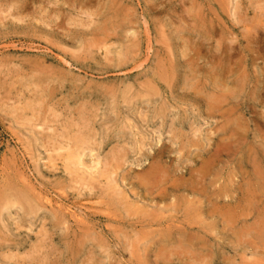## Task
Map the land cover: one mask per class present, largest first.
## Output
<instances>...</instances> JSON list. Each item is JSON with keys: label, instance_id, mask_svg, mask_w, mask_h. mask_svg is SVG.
<instances>
[{"label": "rangeland", "instance_id": "obj_1", "mask_svg": "<svg viewBox=\"0 0 264 264\" xmlns=\"http://www.w3.org/2000/svg\"><path fill=\"white\" fill-rule=\"evenodd\" d=\"M24 1L0 0V264H264V0Z\"/></svg>", "mask_w": 264, "mask_h": 264}, {"label": "bare ground", "instance_id": "obj_2", "mask_svg": "<svg viewBox=\"0 0 264 264\" xmlns=\"http://www.w3.org/2000/svg\"><path fill=\"white\" fill-rule=\"evenodd\" d=\"M15 1H16V0H15ZM23 1H24V0H23ZM10 2H11V1H10ZM24 2H25V1H24ZM115 2H116V1H115ZM2 3H3V2H2ZM12 5H13V4H12ZM19 5H20V4H19ZM112 5H113V4H112ZM4 6H5V5H4ZM109 6H110V4H109ZM113 6H114V5H113ZM116 6H117V5H116ZM116 6H115V7H116ZM115 7H114V8H115ZM16 8H18V7H16ZM19 8H20V7H19ZM14 9H15V8H14ZM22 9H23V8H22ZM3 10H4V9H3ZM10 10H11V9H10ZM18 10H20V9H18ZM105 10H106V9H105ZM111 10H112V9H111ZM119 10H120V9H119ZM0 11H2V9H0ZM11 11H12V10H11ZM108 11H109V9L107 10V12H108ZM113 11H114V10H113ZM13 12H14V11H13ZM17 12H18V11H17ZM110 12H111V11H110ZM114 12H116V11H114ZM18 13H19V12H18ZM111 13H113V12H111ZM122 13L125 14V11L122 12ZM22 14H23V13H22ZM114 14H115V13H114ZM126 14H128V13H126ZM15 15H16V14H15ZM15 15H14V16H15ZM107 15H110V14H107ZM107 15H106V16H107ZM117 15H118V14H116V16H117ZM128 15H129V14H128ZM1 16H2V15H1ZM16 16H17V15H16ZM16 16H15V18H16ZM20 16H21V15H20ZM120 16H121V15H120ZM122 16H124V15H122ZM125 16H127V15H125ZM129 16H130V15H129ZM118 17H119V16H118ZM3 18H4V17H3ZM24 18H25V17H24ZM5 19H6V18H5ZM17 19H18V16H17ZM19 19H20V18H19ZM21 19H23L22 16H21ZM21 19H20V21H21ZM120 19H122V18L120 17ZM112 20H113V19H112ZM117 20H118V19H117ZM115 21H116V20H115ZM115 21H114V22H115ZM129 21H130V20H129ZM21 23H24L23 20H22ZM25 23H26V22H25ZM102 23H103V22H102ZM117 23L120 25L121 22L119 21V22H117ZM92 24H94V23H92ZM95 24H96V22H95ZM103 24H104V23H103ZM107 24H108V23H107ZM113 24L116 25V23H113ZM129 24H130V23H128V25H129ZM100 25H101V24H100ZM100 25H99V28H100ZM108 25H109V24H108ZM123 25H124V24H123ZM28 26H29V25H28ZM110 26H111V25H110ZM129 26H130V25H129ZM102 27H103V26H102ZM114 28H115V27H114ZM122 28H123V27H122ZM130 28H131V26H130ZM106 30L108 31V28H107ZM111 30H112V29H111ZM97 31H98V30H97ZM97 31H95V34H96ZM117 31H118V30H117ZM18 32H19V31H18ZM101 32H102V31H101ZM108 32H109V31H108ZM118 32H119V31H118ZM95 34H94V35H95ZM111 34H112V33H111ZM125 34H126V32H125ZM100 35H101V34H100ZM116 35H117V34H116ZM113 36H114V35H113ZM117 36H118V35H117ZM107 37H108V36H107ZM107 37H106V39H107ZM114 37H115V36H114ZM120 37H121V36H120ZM108 38H109V37H108ZM117 38H118V37H117ZM100 39H101V38H100ZM104 39H105V38H104ZM114 39H115V38H114ZM129 39H130V38H129ZM111 40H112V39H111ZM120 41H121V39H120ZM118 42H119V40H118ZM127 42H128V41H127ZM130 42H131V41H130ZM33 44H34V43H33ZM117 45H118V44H117ZM124 46H126V45H124ZM121 48H122V47H121ZM123 48H125V47H123ZM126 49H127V48H126ZM120 50H121V49H120ZM108 51H109V50H108ZM109 52H110V53H109V55H110V54H111V51H109ZM118 56H120V55H118ZM121 56H123L122 53H121ZM123 57H124V56H123ZM123 57H122V58H123ZM124 58H126V57H124ZM166 62H167V61H166ZM168 63H169V62H168ZM168 63H166V64H168ZM170 63H171V62H170ZM169 65H170V64H169ZM156 66H157V65H156ZM164 66H165V64H164ZM170 66H171V65H170ZM161 67H162V66H161ZM166 68L169 69V67H166ZM171 68H172V69H173V68L175 69V67H173V65L171 66ZM155 69H156V68H155ZM160 69H161V68H160ZM162 69H163V67H162ZM164 69H165V67H164ZM157 70H159V69L157 68ZM163 71H164V70H163ZM167 71H168V70H167ZM176 71H177V65H176ZM159 72H160V71H159ZM170 72L172 73L173 71H170ZM155 73H156V72H155ZM155 73H154V74H155ZM164 73H165V71L163 72V74H164ZM168 73H169V72H168ZM175 73H176V72L174 71V74H175ZM158 75H159V74H158ZM170 76L174 77L173 73L170 74ZM170 76H169L168 80H170ZM154 77H155V76H154ZM165 77H166V76H164L163 78L165 79ZM158 79H159V78H158ZM171 79L173 80V78H171ZM176 79H177V78H176ZM160 80H161V79H160ZM165 80H166V83H167V78H166ZM162 81H163V80H162ZM162 81H161V82H162ZM162 83H163V82H162ZM168 83L170 84V82H168ZM168 83H167V84H168ZM153 84H154V83H153ZM163 85H164V84H163ZM163 87H164V86H163ZM214 88H215V87H214ZM155 89H156V86H155ZM159 90H160V89H159ZM212 90H213V89H212ZM216 90H217V89H216ZM214 91H215V90H214ZM217 91H218V90H217ZM151 92H152V91H151ZM154 92H155V91H154ZM235 92H236V91H235ZM135 93H136V92H135ZM137 93L139 94V92H137ZM137 93H136V94H137ZM143 93H144V92H143ZM143 93H142V95H143ZM133 94H134V93H133ZM152 94H153V93H152ZM154 94H156V93H154ZM127 95H128V94H127ZM129 95H130V94H129ZM129 95H128V96H129ZM145 95H146V93L144 94V97H143V98H145ZM160 95H161V94H160ZM188 95H189V94H188ZM214 95H215V94H214ZM237 95H238V94H237ZM115 96H116V95H115ZM137 96H138V95H137ZM140 96H141V93H140ZM147 96H148V95H147ZM147 96H146V97H147ZM153 96H154V95H153ZM153 96H152V98H153ZM234 96H236V95H234ZM238 96H239V95H238ZM238 96H237V97H238ZM109 97H111V95H109ZM122 97H124V96H122ZM126 97H127V96H126ZM131 97H132V93H131ZM134 97H136V95H134ZM156 97H157V96H156ZM213 97H214V96H213ZM213 97H212V98H213ZM237 97H236V98H237ZM120 98H121V97L119 96L118 99H120ZM139 98H140V97H139ZM232 98H233V97H232ZM106 99H107V98H106ZM116 99H117V98H116ZM121 99H122V98H121ZM123 99H124V98H123ZM145 99H146V98H145ZM163 99H164V98H163ZM225 99H226V98H225ZM234 99H235V98H234ZM112 100H113V98H112ZM164 100H165V99H164ZM236 100H237V99H236ZM107 101H108V99H107ZM119 101H120V100H119ZM124 101H125V100H124ZM132 101H133V100H131V102H132ZM134 101H135V100H134ZM134 101H133V104H134ZM136 101H137V100H136ZM145 101H146V100H145ZM165 101H166V100H165ZM216 101H217V100H216ZM114 102H116V101H114ZM121 102H123V101H121ZM109 103H111V102H109ZM109 103H108V104H109ZM118 103H119V102H118ZM137 103H138V102H137ZM137 103H136V104H137ZM139 103H140V102H139ZM141 103H142V102H141ZM141 103H140V104H141ZM111 104H112V103H111ZM126 104L128 105V101H127ZM130 104H131V103H129V105H130ZM142 104H143V103H142ZM148 104H150V103L148 102ZM227 104H228V103H227ZM239 104H240V103H239ZM239 104H238V105H239ZM123 105H124V104H123ZM166 105H167V104H166ZM168 105H169V104H168ZM225 105H226V104H225ZM124 106H126V105H124ZM130 106H131V105H130ZM158 106H159V105H158ZM158 106H157V107H158ZM226 106H227V105H226ZM110 107H111V106H110ZM112 107H113V106H112ZM118 107H119V106H118ZM126 107H127V106H126ZM132 107H133V105H132ZM159 107H160V106H159ZM168 107H169V106H168ZM114 108H115V107H114ZM130 108H131V107H130ZM155 108H156V107H155ZM166 108H167V107H166ZM222 108H223V107H222ZM226 108H227V107H226ZM228 108H230V107H228ZM235 108H236V107H235ZM118 109H119V108H118ZM121 109H122V107H121ZM162 109H163V108H162ZM172 109H173V108H172ZM218 109H219V108H218ZM160 110H161V109H160ZM225 110H226V109H225ZM111 111H113V110H111ZM134 111H135V108H134ZM163 111H164V110H163ZM163 111H162V112H163ZM169 111H170V110H169ZM219 111H221V110H219ZM233 111H234V110H233ZM113 112H115V111H113ZM116 112H118V110H116ZM116 112H115V113H116ZM153 112H154V111H153ZM173 112H174V111H173ZM235 112H237V111H235ZM235 112H234V113H235ZM227 113H229V112L227 111ZM184 114H185V113H184ZM117 115H118V114H117ZM119 115H120V117H121V114H119ZM140 115H142V114H140ZM150 115H151V114H150ZM154 115H155V114H154ZM120 117H119V118H120ZM135 117H136V116H135ZM141 117L143 118V116H141ZM141 117H140V118H141ZM151 117H152V115H151ZM155 117H156V115H155ZM155 117H154V119H155ZM159 117H160V116H159ZM217 117H218V116H217ZM220 117H221V116H220ZM222 117H224V116L222 115ZM227 117H228V116H227ZM140 118H139V119H140ZM144 118H147V116L144 117ZM229 118H230V116H229ZM94 119H95V117H94ZM97 119H98V118H97ZM97 119H96V120H97ZM133 119H134V118H133ZM139 119H138V117H137V120H138V121H140ZM154 119H153V120H154ZM106 120H107V119H106ZM121 120H123V119H121ZM124 120H125V119H124ZM145 120H146V119H145ZM148 120H149V119H148ZM156 120H157V119H156ZM158 120H159V119H158ZM223 120L226 121L225 119H223ZM117 121H118V120H117ZM128 121H129V120H128ZM135 121H136V119H135ZM143 121H144V119H143ZM163 121H164V120H163ZM86 122H87V121H86ZM89 122H90V121H89ZM105 122H106V121H105ZM105 122H104V123H105ZM115 122H116V121H115ZM124 122H125V121H124ZM144 122H145V121H144ZM90 123H91V122H90ZM117 123H118V122H117ZM125 123H126V122H125ZM134 123H135V122H134ZM137 123H138V122H137ZM141 123H142V122H141ZM141 123H140V124H141ZM147 123H148V122H147ZM105 124H106V123H105ZM115 124H116V123H115ZM123 124H124V123H123ZM132 124H133V123H132ZM132 124H131V125H132ZM152 124H153V123H152ZM73 125H74V124H73ZM85 125H86V128H87V124H85ZM110 125H111V124H110ZM126 125H127V123L125 124V126H126ZM134 125H135V124H133V126H134ZM141 125H142V124H141ZM153 125H154V124H153ZM217 125H218V123H217ZM220 125H221V124H220ZM88 126H90V124H89ZM103 126H104V125H103ZM121 126H122V125H121ZM145 126H146V125H145ZM78 127H79V126H78ZM84 127H85V126H84ZM91 127H92V126H91ZM93 127H94V126H93ZM93 127H92V130H93ZM114 127H115V126H114ZM123 127H124V126H123ZM142 127H144V126H142ZM146 127H147V126H146ZM100 128H101V127H100ZM112 128H113V127H112ZM115 128H117V125H116ZM124 128H125V127H124ZM126 128H127V127H126ZM126 128H125V129H126ZM128 128H129V127H128ZM136 128H137V125H136ZM144 128H145V127H144ZM226 128H227V127H226ZM79 129H80V127H79ZM81 129H82V128H81ZM87 129H89V127H88ZM102 129H103V128H102ZM109 129H110V128H109ZM141 129H142V128H141ZM141 129H139V130L141 131ZM224 129H225V128H224ZM117 130H119V128H117ZM117 130H116V132H117ZM132 130H133V128H132ZM132 130H131V131H132ZM137 130H138V129H137ZM175 130H176V129H175ZM77 131H79V133H80V130L77 129ZM77 131H76V132H77ZM95 131H96V129H95ZM108 131H109V130H108ZM108 131L106 130V132H108ZM125 131H127V130H125ZM125 131H124V132H125ZM129 131H130V130H129ZM135 131H136V130H135ZM144 131H145V130H144ZM180 131H181V130H179V133H180ZM81 132H82V130H81ZM90 132H91V131H90ZM90 132H89V133H90ZM92 132L95 133L94 131H92ZM120 132H122V131L120 130ZM127 132H128V131H127ZM132 132H133V131H132ZM176 132H177V131H176ZM196 132H197V131H196ZM79 133H78V134H79ZM86 133H87V131L85 132V134H86ZM111 133H112V131H111ZM113 133H114V132H113ZM122 133H123V132H122ZM122 133H121V134H122ZM138 133H139V132H138ZM145 133H147V132H145ZM145 133H144V134H145ZM78 134H77V135H78ZM95 134H96V133H95ZM109 134H110V133H109ZM116 134H120V133H116ZM126 134H128V133H126ZM147 134H148V133H147ZM172 134H173V133H171V135H170L171 137H172ZM182 134H184V133H182ZM185 134H186V133H185ZM185 134H184V135H185ZM80 135H81V133H80ZM82 135H84V134H82ZM88 135H90V134H88ZM97 135H99V134H97ZM124 135H125V134H124ZM134 135H135V134H134ZM86 136H87V134H86ZM86 136H83V137H86ZM114 136H115V135H114ZM114 136H113V137H114ZM130 136H131V135H130ZM136 136H137V135H136ZM138 136H139V134H138ZM173 136H174V135H173ZM186 136H187V135H186ZM90 137H91V136H90ZM92 137H94V136L92 135ZM111 137H112V136H111ZM111 137H110V138H111ZM113 137H112V138H113ZM122 137H123V135H122ZM126 137H128V136L126 135ZM147 137H148V136H147ZM147 137H146V138H147ZM175 137H177V136H175ZM81 138H82V137H81ZM86 138H88V136H87ZM110 138L107 137V139H110ZM119 138H120V135L118 136V138H117V136H116V139H117V140H119ZM130 138H131V137H130ZM141 138H142V137H141ZM150 138H151V137H150ZM160 138H161V137H160ZM177 138H178V137H177ZM192 138H193V137H192ZM82 139H83V138H82ZM82 139H81V140H82ZM90 139L92 140V138H90ZM93 139H94V138H93ZM95 139H96V138H95ZM113 139H115V138H113ZM123 139H124V137H123ZM156 139H157V138H156ZM158 139H159V138H158ZM158 139H157V140H158ZM171 139H172V138H171ZM126 140H127V139H126ZM138 140H139V139H138ZM144 140H145V139H144ZM159 140H160V139H159ZM172 140H173V139H172ZM181 140H182V139H181ZM192 140H193V139H192ZM78 141H79V140H78ZM95 141H96V140H95ZM111 141H112V140H111ZM115 141H116V140H115ZM119 141H120V140H119ZM121 141H122V138H121ZM142 141H143V140H142ZM148 141H149V140H148ZM148 141L146 140V142H148ZM154 141H155V140H154ZM174 141H176V140H174ZM82 142H83V140H82ZM88 142H89V141H88ZM124 142H126V141L124 140ZM133 142H134V141H133ZM138 142H139V141H138ZM162 142H163V141H162ZM176 142H177V141H176ZM176 142H175V143H176ZM79 143H80V141L78 142V144H79ZM92 143H93V144L95 143L94 140L91 141L90 144H92ZM150 143H151V142H150ZM86 144H87V143H86ZM86 144H85V145H86ZM90 144H89V146H88V145H87V146H88L89 148L92 147V148L94 149L95 146H94V145L90 146ZM105 144H106V143H105ZM119 144H120V143H119ZM136 144H137V143H136ZM140 144H142V143H140ZM147 144H148V143H147ZM152 144H153V140H152ZM156 144H157V145H156ZM160 144H161L160 142H159V143H155V145L158 146V147L160 146ZM186 144H187V143H186ZM79 145H80V144H79ZM101 145H102V144H101ZM165 145H166V144H165ZM196 145H197V144H195V147H196ZM80 146H81V145H80ZM80 146H79V147H80ZM82 146H84V145H82ZM93 146H94V147H93ZM104 146H105V145H104ZM136 146H137V145H136ZM143 146H144V145H143ZM149 146H150V145H149ZM199 146H200V145H199ZM79 147H78V148H79ZM114 147H115V146H114ZM117 147H118V146H117ZM133 147H135V146H133ZM161 147H162V146H161ZM202 147H204V146L202 145L201 148H202ZM254 147H255V146H254ZM256 147L259 148L258 145H257ZM261 147H263V146H261ZM78 148H76V149H77V150H81V149H78ZM80 148H81V147H80ZM82 148H83V147H82ZM84 148H85V147H84ZM89 148H88V149H89ZM136 148H137V147H136ZM143 148H144V147H143ZM147 148H148V147H147ZM165 148H166V147H165ZM263 148H264V147H263ZM70 149H71V148H70ZM70 149H69L68 154H70L72 151H74V150H72V149H71V151H70ZM76 149H75V150H76ZM86 149H87V147H86ZM93 149H92V150H93ZM102 149H103V148H102ZM116 149H117V148H116ZM118 149H120L119 152L121 153V152H122V151H121V148L118 147ZM126 149H127V148H126ZM140 149H141V148H140ZM149 149H150V148H149ZM154 149H155V148H154ZM157 149H158V148H157ZM192 149H193V148H192ZM128 150H129V149H128ZM134 150H135V149H134ZM138 150H139V149H138ZM144 150H146V149H144ZM184 150H185V148H184ZM201 150H202V149H201ZM85 151H86V150H85ZM113 151H114V150H113ZM113 151H112V152H113ZM136 151H137V150H135V152H136ZM165 151H166V150H165ZM169 151H170V150H169ZM259 151H260V149H259ZM259 151H258V152H259ZM74 152H75V151H74ZM74 152H73V153H74ZM89 152H90V151H89ZM114 152L116 153L117 151H114ZM127 152H129V151H127ZM133 152H134V151H133ZM133 152H131V153H133ZM137 152H138V151H137ZM150 152H151V151H150ZM150 152H149V154H150ZM183 152H185V151H183ZM255 152H256V154H257V151H254V153H255ZM262 152H263V151H262ZM77 153H79V151L76 152V154H75V153L72 154V156H74V155L77 156V155H78ZM82 153H83V151H82ZM82 153H81V155H84V154H82ZM84 153H85V152H84ZM90 153H91V152H90ZM117 153H118V152H117ZM123 153H124V152H123ZM142 153H143V152H142ZM145 153H147V152H145ZM145 153H144V154H145ZM173 153H174V152H173ZM254 153H253V155H256V154H254ZM92 154H93V153H92ZM126 154H127V153H126ZM126 154H125V155H126ZM128 154H129V153H128ZM128 154H127L126 156H128ZM133 154H134V153H133ZM133 154H132V155H133ZM138 154H139V153H138ZM140 154H141V153H140ZM144 154H142V155H144ZM157 154H158V153H157ZM183 154H184V153H183ZM246 154H247V153H246ZM260 154H261V153L259 152V155H260ZM70 155H71V154H70ZM81 155H80V156H81ZM134 155H135V154H134ZM145 155H146V154H145ZM166 155H168V154H166ZM72 156H71V157H72ZM76 156H75L74 158H73V157H72V158H73V159L77 158V160H78V164L81 163V162H79V161H81L80 158H79V157H76ZM118 156H119V155H118ZM148 156H150V155H148ZM158 156H159V154H158ZM185 156H186V155H185ZM196 156H197V155H196ZM251 156H252V155H251ZM260 156L262 157V154H261ZM85 157H86V156H85ZM115 157H117V156L115 155ZM120 157H121V156H120ZM122 157H123V156H122ZM129 157H130V154H129ZM166 157H167V156H166ZM244 157H248V156L246 155V156H244ZM255 157H256V156H255ZM255 157H254V158L252 157V158L255 159ZM78 158H79V159H78ZM86 158H87V157H86ZM108 158H109V157H108ZM113 158H114V157H113ZM137 158H138V157H137ZM145 158H146V157H145ZM145 158H144V159H145ZM248 158H249V157H248ZM256 158H258V156H257ZM83 159H84V158H83ZM124 159H125V158H123V160H124ZM147 159H148V158H147ZM202 159H203V158H202ZM206 159H207V158H205V161H206ZM258 159H260V158H258ZM258 159L255 160V161H259ZM263 159H264V157H263ZM68 160H69V159H68ZM84 160H86V159H84ZM127 160H128V159H127ZM153 160H154V159H153ZM153 160H152V161H153ZM213 160H214V159H213ZM243 160H244V158H243ZM66 161H67V160H66ZM98 161H100V160H98ZM142 161H143V160H142ZM150 161H151V160H150ZM202 161H203V160H202ZM208 161H209V160H208ZM208 161H206V162H208ZM245 161H246V160H245ZM249 161H251V160H249ZM263 161H264V160H263ZM82 162H83V161H82ZM84 162H85V161H84ZM84 162H83V163H84ZM117 162H118V161H117ZM134 162H135V161H134ZM165 162H166V161H165ZM165 162H164V163H165ZM209 162H210V161H209ZM259 162H260V161H259ZM67 163H68V162H67ZM72 163H73V162H72ZM72 163H71V164H72ZM111 163H112V162H111ZM115 163H116V162H115ZM140 163H141V162H140ZM149 163H150V162H149ZM158 163H159V162H158ZM210 163H211V162H210ZM247 163H249V162L247 161ZM252 163H253V162H252ZM252 163H251V164H252ZM74 164L78 165L77 163H74ZM95 164H99V165H100V162H99V163H95ZM119 164H120V163H119ZM136 164H137V163H136ZM146 164H147V163H146ZM203 164H204V162H203ZM255 164H256V163H255ZM255 164H254V166L252 165L254 168H256V167H255ZM257 164H258V163H257ZM257 164H256V165H257ZM69 165H70V164H69ZM90 165L93 166L94 164H89V167H90ZM116 165H118V163H116ZM139 165H140V164H139ZM150 165H152V164H150ZM163 165H164V164H163ZM240 165H241V164H240ZM245 165H246V164H245ZM71 166H72V165H71ZM81 166H82V164H81ZM85 166H86V165H85ZM114 166H115V165H114ZM120 166H121V165H120ZM148 166H149V165H148ZM200 166H201V165H200ZM206 166L208 167V165H206ZM249 166H250V165H249ZM249 166L247 165L246 167H249ZM68 167H70V166H68ZM89 167H88V168H89ZM95 167H96V165H95ZM102 167H103V165H102ZM102 167H101V168H102ZM106 167H108V166H106ZM176 167H177V166H176ZM183 167H186V166H183ZM203 167H204V166H203ZM209 167H210V166H209ZM209 167H208V168H209ZM240 167H241V166H240ZM253 167H251V168L253 169ZM258 167H259V166H258ZM75 168H77V166H75ZM90 168H91V167H90ZM90 168H89V169H90ZM114 168H115V167H114ZM117 168H118V166H117ZM141 168H142V167H141ZM146 168H147V167H146ZM149 168H151V167H149ZM205 168H206V167H205ZM205 168H204V169H205ZM85 169H86V168H85ZM85 169H84V170H85ZM147 169H148V168H147ZM165 169H168V168H165ZM165 169H163V171H164ZM246 169H247V168H246ZM248 169H249V168H248ZM258 169H259V168H258ZM70 170H72V168H71ZM75 170H77V169H75ZM82 170H83V167H82ZM87 170H88V169H87ZM87 170H85L84 178H85V175L88 174V173H86ZM90 170H91V169H90ZM92 170L94 171L93 168H92ZM92 170H91V171H92ZM197 170H198V168H197ZM243 170H245V169L243 168ZM254 170H255V169H254ZM259 170H260V169H259ZM93 171H92V172H93ZM111 171H112V170H111ZM175 171H176V170H175ZM177 171H178V168H177ZM204 171H205V170H204ZM204 171H203V172H204ZM207 171H208V170H207ZM211 171H212V170H211ZM66 172H67V169H66ZM76 172H77V171H76ZM94 172H95V171H94ZM141 172H142V171H141ZM143 172H145V171H143ZM150 172H151V171H150ZM170 172H172V171H170ZM193 172H194V170H193ZM251 172H252V171H251ZM253 172H254V171H253ZM67 173H70V174H71V172H67ZM106 173H107V172H106ZM164 173H165V172H164ZM175 173H176V172H175ZM194 173H196V172H194ZM197 173H198V172H197ZM199 173H200V172H199ZM199 173H198V174H199ZM209 173H210V172H209ZM241 173H242V172H241ZM243 173H244V172H243ZM256 173H257V172H256ZM70 174H69V175H70ZM72 174H73V172H72ZM77 174H78V172H77ZM77 174H76L75 176H77ZM82 174H83V173H82ZM92 174H94V173H92ZM92 174H91V175H92ZM96 174H97V173H96ZM107 174H108V173H107ZM116 174H117V173H116ZM116 174H114V175H116ZM137 174H139V173H137ZM140 174H141V173H140ZM142 174L145 175L144 173H142ZM148 174H149V172H148ZM167 174H168V172H167ZM171 174H172V173H171ZM173 174H174V173H173ZM248 174H249V172H248ZM91 175H90V179H91ZM94 175H95V174H94ZM117 175H118V174H117ZM189 175H190V174H189ZM200 175H201V174H200ZM250 175H251V173H250ZM101 176H103V175H101ZM146 176H147V175H146ZM162 176H163V175H162ZM243 176H244V174H243ZM245 176H246V175H245ZM254 176H255V175H254ZM77 177H78V176H77ZM92 177H93V176H92ZM115 177H116V176H115ZM115 177H114V178H115ZM150 177H151V176H150ZM150 177H149V179H151ZM172 177H173V176H172ZM247 177H248V176H247ZM247 177H246L245 179H247ZM86 178H87V177H86ZM86 178H85V179H86ZM88 178H89V177H88ZM93 178H95V176H94ZM107 178H108V177H107ZM107 178H106V179H107ZM156 178H157V177H156ZM156 178H155V179H156ZM166 178H167V177H166ZM189 178H190V177H189ZM74 179H75V178H74ZM77 179H78V178H77ZM82 179H83V178H82ZM85 179H83L82 181H85ZM97 179H98L97 181H99V180L102 179V178H100V179L97 178ZM109 179H110V178H109ZM115 179H116V178H115ZM195 179H197V178H195ZM245 179H244V180H245ZM250 179H251V178H248V180H250ZM102 180H103V179H102ZM136 180H137V178H136ZM140 180H141V179H140ZM152 180H153V179H152ZM166 180H167V179H166ZM175 180H176V179H175ZM181 180H182V179H181ZM207 180H208V179H207ZM78 181H80V180H78ZM95 181H96V180H95ZM105 181H106V182H109L110 180L108 181V179H107V180H105ZM116 181H117V179H116ZM123 181H124V180H123ZM99 182H100V181H99ZM99 182H98V183H99ZM101 182H102V181H101ZM101 182H100V183H101ZM141 182H142V183H140V184H141L142 186H147V185H148V184L145 185V183H144L143 181H141ZM147 182H148V181H147ZM245 182H246V181H245ZM98 183H97V184H98ZM148 183H149V182H148ZM159 183H160V182H159ZM159 183H158V185L161 184V183H160V184H159ZM191 183H192V182H190V184H191ZM193 183H194V182H193ZM207 183H208V182H207ZM207 183H205V185H206ZM253 183H255V179H254ZM111 184H112V183H111ZM188 184H189V183H188ZM197 184H198V183H197ZM210 184H211V183H210ZM225 184H226V182L223 184V186H224ZM247 184H248V183H247ZM250 184H251V183H250ZM255 184H256V183H255ZM91 185H92V186H91ZM91 185H90V186L93 188V185H94V184H91ZM107 185H108V184H107ZM162 185H164V184H162ZM168 185H169V184H168ZM191 185H192V184H191ZM191 185H190V186H191ZM193 185H194V184H193ZM199 185H200V184H199ZM221 185H222V184H221ZM87 186H89V183H87ZM95 186H96V185H95ZM99 186H100V185H99ZM112 186H113V185H112ZM142 186H141V187H142ZM149 186H150V185H149ZM155 186H156V185H155ZM227 186H228V185H227ZM231 186H232V185H231ZM231 186L229 185L228 187H231ZM247 186H249V185H247ZM104 187H105V186H104ZM168 187H170V186H168ZM171 187H172V186H171ZM220 187H221V186H220ZM249 187H251V185H250ZM249 187H248V188H249ZM252 187H253V186H252ZM252 187H251V188H252ZM94 188H95V187H94ZM94 188H93V189H94ZM100 188H101V186H100ZM110 188H111V187H109V189H110ZM147 188H148V187H147ZM175 188H176V187H175ZM188 188H190V187H188ZM225 188H226V187H225ZM234 188H235V187H234ZM246 188H247V187H246ZM248 188H247V189H248ZM251 188H249V190H250ZM253 188H254V187H253ZM256 188H257V185H256ZM90 189H91V188H90ZM95 189H96V188H95ZM155 189H156V187H155ZM169 189H170V188H169ZM177 189L179 190L178 187H177ZM194 189H195V188H194ZM221 189H222V188H221ZM232 189H233V188H232ZM232 189H231V190H232ZM247 189H246V190H247ZM91 190H92V189H91ZM96 190H97V189H96ZM99 190H100V189H99ZM99 190L96 191V192H99ZM106 190H107V188H106ZM111 190H113V189H110V191H111ZM142 190H143V188H142ZM152 190H153V192H154V189H152ZM160 190H161V189H160ZM166 190H167V189H166ZM178 190H177V192H178ZM183 190H186V189H183ZM188 190L190 191V189H188ZM191 190H192V189H191ZM202 190H203V189H202ZM226 190H229V188L226 189ZM226 190H225V191H226ZM233 190H234V189H233ZM241 190H242V189H241ZM94 191H95V190H92L91 192L93 193ZM101 191H104V192H105V190H100V192H101ZM113 191H114V190H113ZM146 191H147V190H146ZM155 191H156V190H155ZM163 191H164V190H163ZM203 191L205 192V189H204ZM223 191H224V190H223ZM225 191H224V193H225ZM252 191H253V189H252ZM115 192H117V191H116V188H115ZM156 192L159 193V191H156ZM168 192H170V191H168ZM190 192H192V191H190ZM193 192H194V191H193ZM233 192H234V191H233ZM233 192L230 193V194H233ZM106 193H107V192H106ZM108 193H109V190H108ZM108 193H107V195H108ZM220 193H221V192H220ZM222 193H223V192H222ZM222 193H221V197H222ZM227 193H229V192H227ZM249 193H250V192H249ZM28 194H29V193H28ZM110 194H111V193H110ZM120 194H121V191H120ZM152 194H153V193H152ZM182 194H184V193L182 192ZM217 194H218V193H217ZM236 194H237V193H236ZM241 194H242V192H241ZM253 194H254V192H253ZM257 194H258V193H257ZM29 195H30V194H29ZM89 195H90V194H89ZM96 195H97V194H96ZM98 195H101V196H102L101 193H99ZM98 195H97V198L99 199L100 197H98ZM111 195H113V193H112ZM111 195H110V196H111ZM136 195H137V194H136ZM148 195H149V194H148ZM171 195H172V194H171ZM179 195H180V194H179ZM30 196H31V195H30ZM87 196H88V195H87ZM94 196H95V194H94ZM123 196H124V195H123ZM125 196H126V195H125ZM146 196H147V195H146ZM150 196H151V195H150ZM161 196H162V195H161ZM175 196H176V195H175ZM184 196H185V195H184ZM229 196L232 197V195H229ZM247 196H248V194H247ZM25 197H26V196H25ZM102 197H103V196H102ZM116 197H118V196H116ZM116 197H115V198H116ZM147 197H149V196H147ZM147 197H146V198H147ZM157 197H158V199H159V196H157ZM172 197H173V195H172ZM221 197H220V198H221ZM238 197H239V196H238ZM252 197H253V196H252ZM103 198H104V197H103ZM103 198H102V199H103ZM112 198H113V196H112ZM120 198H121V197H120ZM120 198H119V199H120ZM125 198H126V197H125ZM127 198H128V197H127ZM127 198H126V199H127ZM153 198H155V197H153ZM160 198H161V197H160ZM165 198H166V197H165ZM175 198H177V197H175ZM178 198H179V197H178ZM216 198H217V197H216ZM232 198H233V197H232ZM256 198H257V197H256ZM102 199H100V200H102ZM105 199H108V198H105ZM109 199H110V198H109ZM113 199H114V198H113ZM119 199H117V201H118ZM121 199H122V198H121ZM137 199H138V198H137ZM163 199H164V198H163ZM179 199H180V198H179ZM187 199H188V198H187ZM227 199H228V198H227ZM248 199H249V198H248ZM31 200H32V199H30V202H31ZM96 200H97V199H96ZM111 200H112V199H111ZM114 200H116V199H114ZM127 200H128V199H127ZM127 200H126V201H127ZM161 200H162V199H161ZM189 200H190V199H189ZM222 200H223V199H222ZM224 200H225V199H224ZM235 200H236V199H235ZM258 200H259V199H258ZM261 200H262V199H261ZM15 201H16V200H15ZM47 201H48V200H47ZM98 201H99V200H98ZM120 201H122V200H120ZM218 201H219V200H218ZM248 201H249V200H248ZM259 201H260V200H259ZM13 202H14V201H13ZM18 202H21V201H18ZM18 202H17V203H18ZM114 202H116V201H114ZM239 202H240V201H239ZM11 203H12V201H11ZM17 203L14 202V203H12V204H14V205L16 204V206H17ZM21 203H22V202H21ZM25 203H26V202L24 201L23 204H25ZM112 203H113V201H112ZM122 203H123V202H122ZM128 203H130V202H128ZM232 203H233V202H232ZM235 203H236V202H235ZM19 204H20V203H19ZM124 204H125V203H124ZM130 204H131V203H130ZM226 204H227V203H226ZM226 204H225V205H226ZM10 205H11V204H10V202H9V204H8L7 206H10ZM34 205H35V204H34ZM105 205H106V204H105ZM111 205H112V204H111ZM113 205H114V204H113ZM113 205H112V206H113ZM117 205H118V204H117ZM120 205H122V204H120ZM120 205H119V206H120ZM214 205H215V204H214ZM217 205H218V204H217ZM230 205H231V203H230ZM237 205H239V204H237ZM237 205H236V206H237ZM261 205H262V204H261ZM7 206H6V207H7ZM24 206H27V205L25 204V205H23V207L21 206V207H22L21 209H24V210H25V209H29V208H28L29 206H28L27 208H26V207L24 208ZM36 206H37V205H36ZM176 206H177V205H176ZM212 206H213V205H212ZM226 206L228 207V205H226ZM231 206H232V205H231ZM239 206H240V205H239ZM6 207H5V209H6ZM12 207H13V206H12ZM31 207H32V205H31ZM31 207H30V208H31ZM93 207H94V206H93ZM106 207H107V206H106ZM120 207H121V206H120ZM120 207H119V209H120ZM127 207H128V206H127ZM179 207H180V206H179ZM196 207H197V206H196ZM232 207H233V206H232ZM8 208H9V207H7V210H8ZM101 208H102V207H101ZM101 208H100V209H101ZM144 208H146V207H144ZM165 208H166V207H165ZM216 208H217V207H216ZM216 208H215V209H216ZM240 208H241V207H240ZM5 209H4V211H5ZM37 209H38V208H37ZM37 209H36V210H37ZM135 209H136V208H135ZM149 209H150V208H149ZM168 209H169V208H168ZM186 209H187V208H186ZM200 209H201V208H199L198 210H200ZM219 209H220V208H219ZM30 210H31V209H30ZM32 210H34V208H33ZM101 210H102V209H101ZM120 210H121V209H120ZM127 210H128V209H127ZM130 210H131V209H130ZM136 210H137V209H136ZM140 210H142V209H140ZM166 210H167V209H166ZM193 210H194V209H193ZM103 211H104V210H102V212H103ZM177 211H178V210H177ZM217 211H218V210H217ZM221 211H222V210H221ZM30 212H32V211H30ZM36 212H37V211H36ZM127 212H129V210L126 211V213H127ZM131 212H132V210H131ZM159 212H160V211H159ZM185 212H186V211H185ZM192 212H193V211H192ZM219 212H220V211H219ZM224 212H225V211H224ZM224 212H223V213H224ZM129 213H130V212H129ZM193 213H194V212H193ZM220 213H222V212H220ZM226 213H228V212H226ZM127 214H128V213H127ZM131 214H133V213H131ZM216 214H217V213H216ZM218 214H219V213H218ZM229 214H230V213H229ZM263 214H264V213H263ZM129 215H130V214H129ZM133 215H134V214H133ZM187 215H188V214H187ZM230 215H231V214H230ZM239 215H240V214H239ZM245 215H247V214H245ZM257 215H258V214H257ZM27 216H28V215H27ZM127 216H128V215H127ZM223 216H224V214H223ZM226 216H227V214H226ZM226 216H225V217H226ZM149 217H150V216H149ZM164 217H165V216H164ZM196 217H197V216H196ZM196 217H195V218H196ZM198 217H201V216L198 215ZM198 217H197L196 219H198ZM227 217H228V216H227ZM227 217H226V218H227ZM229 217H230V216H229ZM260 217H261V216H260ZM126 218H127V217H126ZM128 218H129V217H128ZM201 218H202V217H201ZM255 218H256V217H255ZM149 219H150V218H149ZM123 220H124V219H123ZM123 220H121V222H122ZM223 220H224V219H223ZM124 221H125V220H124ZM124 221H123V222H124ZM131 221H132V220H131ZM144 221H145V220H144ZM148 221H149V220H148ZM201 221H202V220H201ZM262 221H263V220H262ZM116 222H117V221H116ZM119 222H120V221H119ZM123 222H122V223H123ZM140 222H141V221H140ZM155 222H156V221H155ZM258 222H261V221H258V219H257V223H258ZM124 223H125V222H124ZM150 223H151V222H150ZM263 223H264V222H263ZM263 223H262V224H263ZM129 224H130V223H129ZM258 224H259V223H258ZM262 224H261V225H262ZM144 225H146V224H144ZM153 225H154V224H153ZM125 226H126V225H125ZM135 226H136V224H135ZM258 226H259V225H258ZM263 226H264V225H263ZM141 227H142V226H141ZM141 227H140V228H141ZM145 227H146V226H145ZM84 228H85V227H84ZM137 229H138V228H137ZM261 229H262V228H261ZM2 230H3V229H2ZM138 233H139V232H138ZM159 233H160V232H159ZM256 233H257V232H256ZM139 234H140V233H139ZM140 235H141V234H140ZM134 236H135V234H134ZM254 238H255V237H254ZM255 239H256V238H255ZM137 240H138V239H137ZM263 240H264V238H263ZM83 241H84V240H83ZM133 241H134V240H133ZM138 242H139V241H138ZM81 244H82V242H81ZM83 245H84V243H83ZM254 245H255V244H254ZM96 246H97V245H96ZM142 246H143V245H142ZM256 246H257V245H256ZM35 247H36V246H35ZM78 247H79V245H78ZM40 248H41V247H40ZM94 248H95V247H94ZM256 248H257V247H256ZM73 249H74V248H73ZM80 249H81V248H80ZM253 249H254V247H253ZM37 250H38V249H37ZM74 250H75V249H74ZM87 250H88V249H87ZM91 251H92V250H91ZM137 251H138V250H137ZM159 251H160V250H159ZM162 251H163V250H162Z\"/></svg>", "mask_w": 264, "mask_h": 264}]
</instances>
